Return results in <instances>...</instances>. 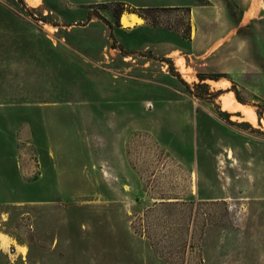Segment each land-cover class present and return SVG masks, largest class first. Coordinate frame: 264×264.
Returning a JSON list of instances; mask_svg holds the SVG:
<instances>
[{"label": "rangeland", "instance_id": "374dc122", "mask_svg": "<svg viewBox=\"0 0 264 264\" xmlns=\"http://www.w3.org/2000/svg\"><path fill=\"white\" fill-rule=\"evenodd\" d=\"M263 120L264 0H0V264H264Z\"/></svg>", "mask_w": 264, "mask_h": 264}, {"label": "bare ground", "instance_id": "6f19581e", "mask_svg": "<svg viewBox=\"0 0 264 264\" xmlns=\"http://www.w3.org/2000/svg\"><path fill=\"white\" fill-rule=\"evenodd\" d=\"M120 22L123 28H131L135 24H141L143 22V18L140 17L137 13H132L131 15L124 12L120 18ZM177 65L180 67V71L183 73V76L188 80H193V76L190 74L189 68H187L184 60L182 58H177ZM223 109L227 110L231 113L241 112L245 116V119L256 123L258 121V116L254 110L240 102L233 92L229 93V95L223 97ZM264 124V120H263ZM10 238L7 234L0 232V247L8 245L10 242ZM26 248H22V251L25 252Z\"/></svg>", "mask_w": 264, "mask_h": 264}, {"label": "trees", "instance_id": "16d2710c", "mask_svg": "<svg viewBox=\"0 0 264 264\" xmlns=\"http://www.w3.org/2000/svg\"><path fill=\"white\" fill-rule=\"evenodd\" d=\"M172 8H181V7H172ZM153 9H154V7H146V8H143V11H138V10H135V11L138 12V14L140 16L147 19L145 11H151ZM187 10L190 11V8L188 7ZM113 13H114L115 18H116V23H118L120 21L121 15L124 13V10L123 9H115ZM107 23L109 24V26H112V23L110 21H108Z\"/></svg>", "mask_w": 264, "mask_h": 264}, {"label": "built area", "instance_id": "2783aa9c", "mask_svg": "<svg viewBox=\"0 0 264 264\" xmlns=\"http://www.w3.org/2000/svg\"><path fill=\"white\" fill-rule=\"evenodd\" d=\"M4 218V217H3ZM13 252V253H12ZM22 253V256L25 257V253L21 252ZM9 254L10 255H19V253H17L16 251V248L15 247H12V249L9 247Z\"/></svg>", "mask_w": 264, "mask_h": 264}, {"label": "crops", "instance_id": "0c3cea01", "mask_svg": "<svg viewBox=\"0 0 264 264\" xmlns=\"http://www.w3.org/2000/svg\"><path fill=\"white\" fill-rule=\"evenodd\" d=\"M132 13H134V12H127V14H129V15H131ZM139 15V14H138ZM122 16V15H121ZM140 16V15H139ZM140 17H142V16H140ZM121 18V17H120ZM137 25V24H136Z\"/></svg>", "mask_w": 264, "mask_h": 264}]
</instances>
